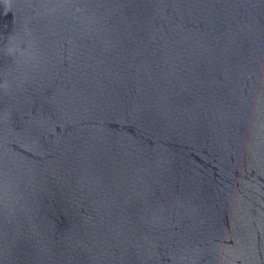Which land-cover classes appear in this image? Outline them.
<instances>
[{
    "label": "water",
    "instance_id": "1",
    "mask_svg": "<svg viewBox=\"0 0 264 264\" xmlns=\"http://www.w3.org/2000/svg\"><path fill=\"white\" fill-rule=\"evenodd\" d=\"M0 264H264V0H0Z\"/></svg>",
    "mask_w": 264,
    "mask_h": 264
}]
</instances>
